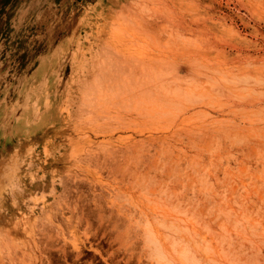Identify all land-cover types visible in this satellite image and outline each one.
<instances>
[{"label":"rangeland","instance_id":"374dc122","mask_svg":"<svg viewBox=\"0 0 264 264\" xmlns=\"http://www.w3.org/2000/svg\"><path fill=\"white\" fill-rule=\"evenodd\" d=\"M158 246L264 264V0H0V264Z\"/></svg>","mask_w":264,"mask_h":264},{"label":"bare ground","instance_id":"6f19581e","mask_svg":"<svg viewBox=\"0 0 264 264\" xmlns=\"http://www.w3.org/2000/svg\"><path fill=\"white\" fill-rule=\"evenodd\" d=\"M148 233V232H147ZM150 238H148V240H149ZM155 246H156V244H154ZM157 249H158V251H157V256L159 257V260H158V262H162V264H168V263H166L164 260H163V258H162V255H161V250H160V247L158 246L157 247Z\"/></svg>","mask_w":264,"mask_h":264}]
</instances>
